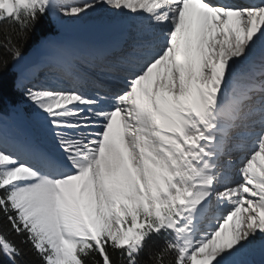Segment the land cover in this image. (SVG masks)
<instances>
[{
  "label": "snow or ice",
  "instance_id": "1",
  "mask_svg": "<svg viewBox=\"0 0 264 264\" xmlns=\"http://www.w3.org/2000/svg\"><path fill=\"white\" fill-rule=\"evenodd\" d=\"M45 14L65 31L92 21L108 39L43 38L26 59ZM0 35V73L14 66L31 113L0 110V264H141L161 232L173 238L151 264H239L264 236V0H0ZM168 122L205 160L220 140L222 172L198 168L204 190L183 208L139 168L131 139ZM247 135L255 150L222 183Z\"/></svg>",
  "mask_w": 264,
  "mask_h": 264
},
{
  "label": "bare ground",
  "instance_id": "2",
  "mask_svg": "<svg viewBox=\"0 0 264 264\" xmlns=\"http://www.w3.org/2000/svg\"><path fill=\"white\" fill-rule=\"evenodd\" d=\"M53 21L56 23L54 19ZM52 35L50 38L57 41L71 38L85 44H93L100 43L101 41L96 40L102 39L104 34L95 28L92 21H88L75 26L71 31H65L58 27L57 35L56 33V36ZM94 76L97 77V75ZM153 79H155V74ZM95 81L106 86H112L115 83L114 80L110 81L106 78L103 82ZM110 83L113 84L111 85ZM9 118L16 119L22 123L28 121L26 118L22 119L16 115ZM164 131L172 134L165 135ZM179 135L175 123L168 122L163 125H152L138 132L131 139L134 144L136 164L139 168L142 171L146 170L151 173L155 186L161 187V189L171 188L176 195L169 198L182 201L183 208L185 203L190 205L194 202V192H200L202 177L198 175V167L193 159L202 158L203 153H199L198 149L195 148L189 149L186 142H183V147H181L178 139ZM167 144H169L168 147L166 146ZM255 147L256 145L251 152L255 150ZM173 180H175V183H173ZM238 180L239 177H236L230 182L235 183ZM230 210L231 208H227L221 211L219 222L223 221ZM216 226V223H209L206 226L197 224L195 239L199 240L207 232L215 230ZM235 259L238 260L239 264L241 262H243L241 264H264V236L257 239L246 252L241 253Z\"/></svg>",
  "mask_w": 264,
  "mask_h": 264
},
{
  "label": "trees",
  "instance_id": "3",
  "mask_svg": "<svg viewBox=\"0 0 264 264\" xmlns=\"http://www.w3.org/2000/svg\"><path fill=\"white\" fill-rule=\"evenodd\" d=\"M11 31L10 29H8ZM52 32V25L47 18V15L41 16L36 22V25L31 33V37L27 44L23 45L24 54L30 49L34 48L41 39L47 37ZM0 35V39H2ZM12 65L3 73H0V110L7 112L10 108H16L23 104L22 96L14 87L16 75L12 72ZM168 239L164 232L159 234L153 233L145 241V248L141 251V264H151V257L149 251H154L161 247L165 240Z\"/></svg>",
  "mask_w": 264,
  "mask_h": 264
},
{
  "label": "rangeland",
  "instance_id": "4",
  "mask_svg": "<svg viewBox=\"0 0 264 264\" xmlns=\"http://www.w3.org/2000/svg\"><path fill=\"white\" fill-rule=\"evenodd\" d=\"M48 17L50 18V20H51V22H52V26H53V30H54V36H56L57 35V33H58V26H57V24L56 23H54V21H53V19L51 18V16H49L48 15ZM55 33H56V35H55ZM53 36V35H52ZM51 36V37H52ZM27 106V108H26V110L24 111V110H22V111H18V112H16V111H13V112H11L9 115H7L8 117H12V116H14V115H16L17 117H20V118H26L27 120H30L31 119V113H28V112H26V111H29V109H28V105H26ZM161 188V187H160ZM168 189V187L165 189V188H162V190H167ZM169 201H171V202H173L174 203V205H175V207H177V208H179V206H181L180 208H182V206H183V202L182 201H180V200H174V199H171V198H169ZM170 236H171V239L173 238V236H172V234H170ZM241 263H243V262H241ZM240 263V264H241ZM244 264H246V263H244Z\"/></svg>",
  "mask_w": 264,
  "mask_h": 264
},
{
  "label": "water",
  "instance_id": "5",
  "mask_svg": "<svg viewBox=\"0 0 264 264\" xmlns=\"http://www.w3.org/2000/svg\"><path fill=\"white\" fill-rule=\"evenodd\" d=\"M24 56L26 57V59H32V58H33V50H29V51L27 52V54H25ZM13 71L16 72L14 66H13Z\"/></svg>",
  "mask_w": 264,
  "mask_h": 264
}]
</instances>
